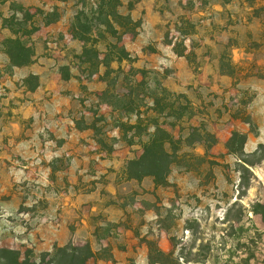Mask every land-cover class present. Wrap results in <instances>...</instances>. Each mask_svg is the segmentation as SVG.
Here are the masks:
<instances>
[{"label": "rangeland", "instance_id": "1", "mask_svg": "<svg viewBox=\"0 0 264 264\" xmlns=\"http://www.w3.org/2000/svg\"><path fill=\"white\" fill-rule=\"evenodd\" d=\"M80 11L92 27L107 15L114 31L98 26L77 37L71 26ZM82 41L98 42L101 53L108 52L103 43H113L128 60L117 62L119 52L112 51L107 67L103 56L87 63ZM24 50L30 63L13 66L9 56L19 63ZM34 63L47 70L41 86L53 90L40 93L41 76L24 74ZM136 85L139 95L131 99L139 112H125L128 103L118 97ZM154 99L161 100L158 107ZM36 101L41 112L33 115L29 103ZM178 108L188 110L184 120L170 116H179ZM188 117L217 143L182 145L165 186L150 177L135 180L139 187L122 202L139 203L138 215L149 216L135 226L138 254L146 264H264V165L250 169L246 184L235 155L264 144V0H39L29 7L0 0V198L8 207L0 206L6 221L0 249L38 262L73 245L65 233L63 245L15 244L6 225L30 227L41 210L53 221L57 194L69 190L70 174L63 172L71 164L82 185L96 165L112 170L118 182L133 180L127 163L142 154V143L158 137L169 146ZM234 133L246 143L232 154L226 144Z\"/></svg>", "mask_w": 264, "mask_h": 264}, {"label": "crops", "instance_id": "2", "mask_svg": "<svg viewBox=\"0 0 264 264\" xmlns=\"http://www.w3.org/2000/svg\"><path fill=\"white\" fill-rule=\"evenodd\" d=\"M16 1L20 2L21 0ZM38 3L39 0H24L25 7L36 6ZM45 71H47L46 68H43L39 63L24 68V74L31 73L41 76L39 78L40 93L53 90L51 86L48 89L41 86L44 85L42 81ZM33 96L34 98L39 97L38 91ZM29 104L34 106V112H30V114L36 115L41 112L38 107L39 102ZM76 168L71 164L63 172L70 174L67 180L70 186L68 192L57 194L54 201L56 217L54 216L53 221L44 216L45 211H37L36 221L30 218L32 221L30 227H23L22 230L16 229L15 226L7 222L8 235L15 238L18 242L15 244L24 245V241L35 240L39 246L47 247L50 242L58 245L65 244L60 238V235L65 233L68 242L73 245L85 246L88 256L86 264H146L147 256L138 254L143 251V247L139 248L134 245V230L138 222L143 224L149 220L148 213L139 216L137 209L141 207L139 203L125 204L122 202L123 197L133 193V189L139 187V184L135 180L118 182L112 176V170L103 165H96V174L94 176L87 175L82 179L86 188H90L91 191L86 189L77 192V186L84 185L72 177V173L77 171ZM83 172H86L85 168L81 170V174ZM42 181L43 178L39 176L35 179L37 183ZM125 186H129V188L126 189ZM0 206L2 209L8 208L1 198ZM3 215L4 212L0 215V224L6 222ZM24 216H28V214L24 213ZM10 230L17 233H11Z\"/></svg>", "mask_w": 264, "mask_h": 264}, {"label": "trees", "instance_id": "3", "mask_svg": "<svg viewBox=\"0 0 264 264\" xmlns=\"http://www.w3.org/2000/svg\"><path fill=\"white\" fill-rule=\"evenodd\" d=\"M47 16H49V14ZM74 21L75 24L71 26L72 32L80 38H83V36L90 34L94 27L98 29V26L113 30L111 20L107 15L105 16V19L103 21L96 22L93 27L88 23V18L86 17L85 11H80L78 15L74 17ZM83 21L85 23H83ZM47 24L51 23L49 22ZM118 27L124 34H133V30L131 28H128L127 25L118 24ZM97 44L98 42L90 43L82 41V55L84 59L87 58V55L91 56L86 61L87 63L93 60L98 61L100 56H103L102 63L105 67H107L111 62H113V59H111V57L114 53L112 51L119 52V54L117 53L119 56L114 57V60H116L117 62L128 60V54L122 47L116 46L113 43L105 42L103 43V45L108 52L101 53L98 49H96ZM26 51L27 50H24V60L19 63L15 62L14 57H12L11 55L9 56L13 66H19L18 64L27 65L28 63H30V58H32V55L26 54ZM135 87L136 88L134 90L130 89L127 95L118 97L121 104L128 103V105L125 104L121 107V109L125 112H139L136 107H133L134 102L131 99L133 95H135L136 97L139 95V93L136 92V89L139 87V85H136ZM161 91L166 96L164 97V99H167V97L169 96L167 95V91L163 88H161ZM160 101L161 100L154 99L153 103L158 107ZM173 106L174 104L172 105L169 103L166 108L169 110L172 109ZM178 110L181 111V114L179 116H170L175 118V120L177 121L184 120V113H186L188 110L183 108H178ZM191 120L192 117L187 118V127L179 129L178 138L174 142H169V146H167L168 143L160 141L158 137H153L149 139V141L142 143V154L138 158L130 160L127 163L126 172L128 178L133 180H141L150 177L154 180V183L156 185L165 186L166 184H168L167 177L171 172V167L178 162L179 158H181L177 155V153L181 150L180 147L182 145H185L186 147L191 149H195L196 147L206 148L207 146H214L217 143L216 139L213 136L208 135L202 132L199 128L191 125ZM185 131L186 135H183ZM242 143H246V136L240 133H234L232 138L228 140L226 149L230 152L232 151V154H235L233 153V150H235V146ZM235 155L237 156L241 164V180H244L246 181V184H249L247 177L252 176V172L250 171V169L264 165V144H259L257 149L252 153L246 154L244 152H241V155ZM157 252L161 256L165 257H169L170 255L163 253L159 249H157ZM40 257L41 258L38 262H30L26 257L24 258V260H21V256L19 253L13 252L8 249H0V264H86L88 261L86 248L76 247L73 245L55 248L52 254H46ZM156 264L164 263L156 262Z\"/></svg>", "mask_w": 264, "mask_h": 264}]
</instances>
